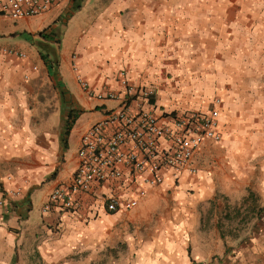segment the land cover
<instances>
[{"label":"crops","instance_id":"crops-1","mask_svg":"<svg viewBox=\"0 0 264 264\" xmlns=\"http://www.w3.org/2000/svg\"><path fill=\"white\" fill-rule=\"evenodd\" d=\"M65 14L56 73L55 63L35 56L28 28L40 22L41 29ZM0 45L31 54L23 60L0 55V264H219L217 256L231 250L226 264H264L253 242L237 244L239 230L234 235L222 226L225 215L241 219L253 164L264 177V129L251 149L241 150L235 118L225 119L231 100L212 96L214 61L235 55L232 60L264 62V0L63 1L42 16L0 17ZM74 55L94 89H122L125 70L134 85L156 90L165 112L207 109L220 98L222 142L203 145L198 173L183 171L178 181L167 173L134 209H104L103 195L129 197L143 186L127 174L79 194L75 212H43L49 194L74 177L83 133L117 103L88 96ZM33 64L45 67L46 76ZM47 75L53 87L44 89L59 91L62 116L58 105L53 113L49 101L37 98ZM36 105L48 108L37 126ZM72 109L80 111L75 120H69ZM242 155L258 162L243 172Z\"/></svg>","mask_w":264,"mask_h":264},{"label":"built area","instance_id":"built-area-1","mask_svg":"<svg viewBox=\"0 0 264 264\" xmlns=\"http://www.w3.org/2000/svg\"><path fill=\"white\" fill-rule=\"evenodd\" d=\"M63 1L71 0H0V17L42 16ZM0 55L22 60L29 57L26 51L5 45H0ZM75 58L74 55L73 68L88 96L117 103L83 133L74 177L49 194L43 212H75L81 206L79 194L91 192L96 182H115L127 174L139 178L143 186L129 197L120 193L103 195L104 209L108 213L134 209L148 188L164 183L167 173L175 181L183 171L198 173L196 156L203 145L208 141L222 142L220 98L207 109L165 112L155 101L156 90L134 85L125 70L119 77L122 89H94L79 72Z\"/></svg>","mask_w":264,"mask_h":264},{"label":"rangeland","instance_id":"rangeland-1","mask_svg":"<svg viewBox=\"0 0 264 264\" xmlns=\"http://www.w3.org/2000/svg\"><path fill=\"white\" fill-rule=\"evenodd\" d=\"M70 11L71 10L68 11V14H71L69 13ZM66 16V14L59 16L50 25L41 29L37 28L40 22L28 28L31 30L32 37H34V43L36 44L34 54L37 58L42 57V54H44L48 58L47 60L54 63L56 55L61 49L63 34L61 27L62 24H65L64 19ZM56 24L60 26H55ZM48 37H50L51 43L46 41ZM28 56L31 58V54L28 53ZM233 58L236 59L235 55L229 56L228 61H214L212 63L215 70H217L214 71L217 77L213 78V82L215 83L214 89H216V91H214L212 96H224L226 99L228 98L231 100L224 113L226 114L225 119L234 121L235 118L234 134H238L239 148L248 151V149H251L249 145H251L252 142L258 141L259 135L264 129V62H251V60L238 61L232 60ZM220 59H222V57ZM31 67L34 71H40L46 76L47 70L45 67L39 68L36 64H33ZM49 81L51 82L47 75L48 86L45 84L39 85L41 89H37V98L41 102L49 101L52 104L53 113L56 112L58 105L60 108L57 109V112L59 111V115L62 116L65 114V105L62 104L63 101L59 91L56 89H44L53 87V83L50 84ZM223 89H237V92L234 94ZM36 108L37 114H35V116L37 120L34 125L37 126L44 121L43 118L46 115L48 116V108L44 110L43 106L38 105H36ZM237 158H239L243 172L249 171V164L258 162V159L253 160L244 155ZM259 165L258 163L257 166L253 164V171L250 172V176L245 182V195L242 198L243 211L239 215L241 219L236 221V214L233 213L228 216L225 215L226 221L222 222V226L225 227L227 225V229H231L234 235H236L238 232L237 230H239V238H237V235L234 236V241H236L237 244H242L244 242L246 245L253 242L259 248L257 252H255L256 255L263 257L264 190H260L257 183L263 184L264 187V177L260 175ZM234 229L236 231H234ZM254 234H256V236L252 237ZM232 255V250L228 251L225 255H218V263L226 264Z\"/></svg>","mask_w":264,"mask_h":264},{"label":"trees","instance_id":"trees-1","mask_svg":"<svg viewBox=\"0 0 264 264\" xmlns=\"http://www.w3.org/2000/svg\"><path fill=\"white\" fill-rule=\"evenodd\" d=\"M77 6H75V8H76ZM57 57H58V54L56 55V59H57ZM42 58L44 59V60H47L48 58L46 57V55H44V54H42ZM55 59V60H56ZM54 63L56 64V73H57V65H58V61H54ZM79 114H80V111L79 110H74V109H72V110H70L69 111V114H68V116H69V120H75L78 116H79ZM71 126V125H70ZM68 127V130L66 131V133L67 134H69V131H70V128L71 127Z\"/></svg>","mask_w":264,"mask_h":264}]
</instances>
